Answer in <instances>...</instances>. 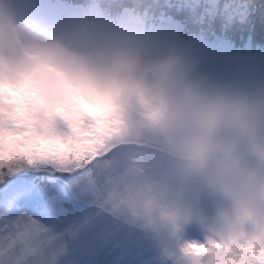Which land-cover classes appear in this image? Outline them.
<instances>
[{"label": "clouds", "instance_id": "clouds-1", "mask_svg": "<svg viewBox=\"0 0 264 264\" xmlns=\"http://www.w3.org/2000/svg\"><path fill=\"white\" fill-rule=\"evenodd\" d=\"M0 123L101 134L100 212L149 242L150 264H264V85L198 75L141 14L57 29L0 0ZM190 225L202 240L185 238Z\"/></svg>", "mask_w": 264, "mask_h": 264}, {"label": "snow or ice", "instance_id": "snow-or-ice-1", "mask_svg": "<svg viewBox=\"0 0 264 264\" xmlns=\"http://www.w3.org/2000/svg\"><path fill=\"white\" fill-rule=\"evenodd\" d=\"M108 147L0 123V264H150L149 242L100 212Z\"/></svg>", "mask_w": 264, "mask_h": 264}, {"label": "rangeland", "instance_id": "rangeland-1", "mask_svg": "<svg viewBox=\"0 0 264 264\" xmlns=\"http://www.w3.org/2000/svg\"><path fill=\"white\" fill-rule=\"evenodd\" d=\"M92 4V8L95 12H111L115 11L118 8H131L137 13H140L142 16H152L158 17L160 13L164 10L173 11V12H183L195 8L194 2L197 0H158L157 3L151 2H140L138 0H88ZM156 1V0H154ZM202 1L201 6H206L208 12H205L203 9L199 8V12H192L193 18L196 22L191 24V30L195 27L203 31H208L217 34H224L227 37V30L229 26H237L239 23L243 25L248 24V13L247 6L248 3L246 0H198ZM23 4L27 5V9L31 12H37L35 15L39 16L43 21L47 17H52L53 11L62 10L63 6L61 3L51 4L49 0H22ZM34 2L35 5L32 4ZM198 8V7H197ZM69 10V9H68ZM130 12H127L128 14ZM243 14V20L239 19V15ZM71 13H69L70 15ZM84 14L83 9H78L72 13L71 19L81 16ZM69 19L68 22L71 20ZM68 25V24H67ZM149 27V29H147ZM145 28L147 32L152 29V26H147L145 23ZM187 47V50L191 49ZM225 53V52H224ZM228 54H234L235 52L230 51ZM235 59H239V56H236ZM196 69L198 75H205L210 80L216 81L209 74L210 71L204 69ZM213 75V74H212ZM221 82V81H216ZM226 82V81H225ZM227 83V82H226ZM249 90V89H247ZM202 209L211 214L212 205L205 199L201 204ZM192 225L188 226L191 227ZM199 229V227H198ZM200 239L196 240H202Z\"/></svg>", "mask_w": 264, "mask_h": 264}]
</instances>
